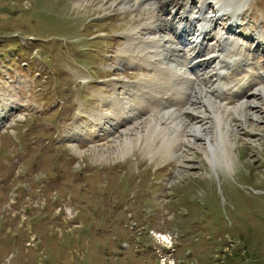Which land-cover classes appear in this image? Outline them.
I'll return each mask as SVG.
<instances>
[{
  "label": "rangeland",
  "instance_id": "rangeland-1",
  "mask_svg": "<svg viewBox=\"0 0 264 264\" xmlns=\"http://www.w3.org/2000/svg\"><path fill=\"white\" fill-rule=\"evenodd\" d=\"M118 2L0 0V264H264V100L254 129L238 130L215 162L189 148L179 165L143 138L122 155L104 132L85 136L92 117L113 120L108 98L124 96L131 110L127 88L148 81L140 61L120 55L148 14ZM230 2L243 9L235 30L250 51L228 81L249 67L252 92L264 75L254 40L264 38V0Z\"/></svg>",
  "mask_w": 264,
  "mask_h": 264
},
{
  "label": "bare ground",
  "instance_id": "bare-ground-1",
  "mask_svg": "<svg viewBox=\"0 0 264 264\" xmlns=\"http://www.w3.org/2000/svg\"><path fill=\"white\" fill-rule=\"evenodd\" d=\"M147 1L152 0H119L117 5L121 4L124 10L141 11L142 18L148 14L146 24L142 23L143 30L128 36L120 50L122 54L119 53L140 61V67H146L143 76L148 81H138L127 88L136 96L131 110L125 104L124 96L120 100L115 96L108 98L109 106L111 103L116 112L115 115L111 112L113 120L103 122L100 116L92 117L91 126L87 128L88 124H84V133L88 134L85 136L97 134L96 137H100L102 133L99 132H104L117 147L124 148L122 155L134 140L138 142L143 138L145 149L160 150L163 157L179 165L186 164L183 151L189 148L198 149L208 161L215 162L216 157H221L227 146L233 144L238 130L249 133L254 129L252 123L259 121L260 104L264 100V75H258V84H262L257 89L244 90L245 85H253L255 78L249 67L242 78L228 81L227 74L244 65L245 61L240 60L243 52L250 51L235 30L243 9L241 6L236 8L237 4L230 0L216 4L198 0L197 7L189 0H180L183 4L179 6L172 0ZM142 2L147 4L143 6ZM166 11L168 18H163ZM224 19L228 21L226 28L218 24ZM136 25L139 28V24ZM211 31L215 41L209 45L213 44V47L205 43ZM260 34H254L255 48L264 52V38ZM132 86L138 87L135 93ZM233 94L237 99L230 105L227 99ZM163 96H167V100ZM167 102L170 105L160 109L161 104ZM143 104L149 105L148 111L144 112ZM238 114L241 123L236 127L232 118ZM0 117H8L5 110L0 109ZM5 123H1L3 128H6ZM155 142L160 143L158 147ZM101 152L97 149L99 157H102ZM114 154H118L117 151Z\"/></svg>",
  "mask_w": 264,
  "mask_h": 264
},
{
  "label": "flooded vegetation",
  "instance_id": "flooded-vegetation-1",
  "mask_svg": "<svg viewBox=\"0 0 264 264\" xmlns=\"http://www.w3.org/2000/svg\"><path fill=\"white\" fill-rule=\"evenodd\" d=\"M23 173H24L25 175H27L26 172H23ZM9 189H10V188H9ZM9 189H8V190H9ZM1 190H2V189H1ZM8 190H4V192H7ZM14 192H15V191H14ZM15 196H16V195H15ZM16 197H17V196H16ZM191 222H192V221H191ZM191 225H193V229H196V230L198 229L197 226H196V218H195L194 221L191 223ZM198 231H199V230H198ZM194 232H196V231H194Z\"/></svg>",
  "mask_w": 264,
  "mask_h": 264
},
{
  "label": "trees",
  "instance_id": "trees-1",
  "mask_svg": "<svg viewBox=\"0 0 264 264\" xmlns=\"http://www.w3.org/2000/svg\"><path fill=\"white\" fill-rule=\"evenodd\" d=\"M260 257L264 258V256L261 255V256H259L257 259H261Z\"/></svg>",
  "mask_w": 264,
  "mask_h": 264
}]
</instances>
